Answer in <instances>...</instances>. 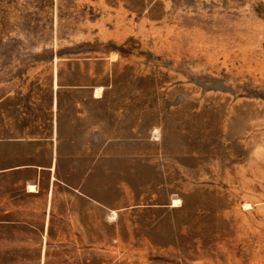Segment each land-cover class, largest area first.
<instances>
[{"label":"rangeland","instance_id":"obj_1","mask_svg":"<svg viewBox=\"0 0 264 264\" xmlns=\"http://www.w3.org/2000/svg\"><path fill=\"white\" fill-rule=\"evenodd\" d=\"M57 89L112 207L80 264H264V0H0V123Z\"/></svg>","mask_w":264,"mask_h":264},{"label":"crops","instance_id":"obj_2","mask_svg":"<svg viewBox=\"0 0 264 264\" xmlns=\"http://www.w3.org/2000/svg\"><path fill=\"white\" fill-rule=\"evenodd\" d=\"M55 97L45 124L0 123V245L11 256L37 255L39 264H80L112 207L80 156L83 132L59 115L58 89Z\"/></svg>","mask_w":264,"mask_h":264},{"label":"bare ground","instance_id":"obj_3","mask_svg":"<svg viewBox=\"0 0 264 264\" xmlns=\"http://www.w3.org/2000/svg\"><path fill=\"white\" fill-rule=\"evenodd\" d=\"M99 89V88H98ZM101 93V92H100ZM99 94V93H98Z\"/></svg>","mask_w":264,"mask_h":264}]
</instances>
